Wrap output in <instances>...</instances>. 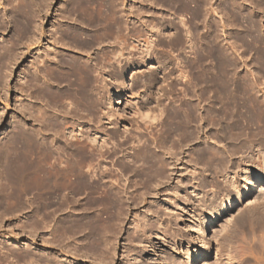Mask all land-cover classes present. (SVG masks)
Wrapping results in <instances>:
<instances>
[{"label":"rangeland","instance_id":"rangeland-1","mask_svg":"<svg viewBox=\"0 0 264 264\" xmlns=\"http://www.w3.org/2000/svg\"><path fill=\"white\" fill-rule=\"evenodd\" d=\"M70 1L95 0H0V264H192L200 252H209L208 264H219L213 256L215 241L227 229L228 221L253 206L241 200L230 211L224 210L226 202L237 193L231 183L235 181L240 186L244 183V170L262 172L264 167V0H96L121 2L126 11L128 5H136L129 9L130 13L124 12L131 22V35L142 29L148 31L152 25L156 27L164 21L167 24L171 19H186L189 28L192 21L199 22L193 27L197 52L205 56L209 42L206 38H212L213 80H222L221 65L223 59L227 60L231 91L227 101L216 89L206 92L201 88L202 83L191 86L205 79L207 63L203 61L195 69L189 48L182 51L168 45L165 34L180 27L163 26L165 33L151 53L152 59L142 64L138 59L139 63L129 67L122 76L105 74L106 82H102L105 85L96 87L101 96L96 116H102L109 109L111 101L117 100L116 92L122 88L123 97L119 98L121 103L115 110L121 119L115 129L132 128L136 136L139 130L134 120L147 114L146 107L158 112L161 119L164 111L161 107L159 111L156 109L160 101L181 103L177 112L182 116L193 110L199 116V138L193 145L183 138L181 154L174 160L179 168L183 167L177 173L195 167V174L178 177L177 173L168 174L169 170L164 169L159 174L161 177L158 175L160 180L155 175L149 182L139 181L122 167L138 150L130 142L107 158L106 166L112 168L113 176L112 182L103 184L107 189L120 187L115 192L50 198L24 191L18 178V137L25 127L22 77L24 68L31 69L29 61L34 54L45 58L54 48H62L58 31L63 27L59 22L68 12L63 9L64 4ZM37 18L43 19V26L31 22V34L40 36V42L22 55L21 24ZM41 30L44 36L40 35ZM180 52L182 56L175 59ZM58 54L71 55V52L62 50ZM50 112H47L50 118L63 119L61 114ZM32 118L27 120L29 124L34 123ZM89 118L70 119L69 125L75 132L82 129L86 135L97 132L99 142L104 137L106 146H111L107 140L113 128L103 118L100 123ZM42 124L43 138L51 145L52 135L45 121ZM155 132L158 131L154 130L155 137L152 136L156 143L151 145L153 153L162 143ZM192 162L196 166L192 167ZM154 185L169 192H151L149 189ZM175 188L178 189L173 192ZM255 196L264 199L261 191ZM213 214H217L214 226L210 222ZM96 218L102 225L105 246L91 243L93 235L85 240L79 234L72 236V222ZM239 225L247 229L245 219ZM255 229L258 233L260 227ZM262 237L264 242V232ZM83 243L90 245L83 246ZM243 264L255 262L246 257Z\"/></svg>","mask_w":264,"mask_h":264},{"label":"bare ground","instance_id":"bare-ground-1","mask_svg":"<svg viewBox=\"0 0 264 264\" xmlns=\"http://www.w3.org/2000/svg\"><path fill=\"white\" fill-rule=\"evenodd\" d=\"M135 6L128 5V8L133 9ZM63 9L69 13L66 12L67 15L59 22L63 27H61V31H58L59 36L62 38V41L59 39L62 48H54L49 51L45 58L42 57L43 55L34 54L32 56L34 59L32 58L29 61L31 69H23L24 103L22 107L25 127H23L18 137V160L16 159L18 161V178L23 190L33 192L36 195H46L50 198L64 194L99 195L108 190L115 192L120 187H115L116 189H114L111 186L107 189L103 184L112 182L110 179L113 176L112 168L106 166V163H108L107 158L117 153L126 143L130 142L138 150L134 151L135 156L128 160L130 162H123L122 167L129 170V173H132L139 181L149 182L155 175L158 177L164 169L169 170L168 174L177 173L178 169H183V167L179 168L177 166L174 157L181 154L183 138L186 143L189 141L192 145L194 140L199 138L197 135V119L199 116L196 113L194 114L193 110H188L189 112L182 116L177 112L181 107L180 102V104L173 105L170 100L166 104L160 101V103H157L156 109L158 111L160 107L163 109L165 115L161 119L162 116L159 117L160 114H157L158 112L154 113V109L146 107L147 114L140 115V120H134L136 129L139 130L136 136L134 133L132 134V128H125L121 131L115 129L121 119V115L115 110L118 108L117 104L121 103L119 98L123 97V88L116 92L117 100L111 101L109 109L104 111L102 116H96L98 106L101 103V96L96 87L105 85V83H102L106 82L105 74L122 76L129 67L139 63L138 59L141 64L148 59H152L151 53L155 47L160 45L161 38H163L161 35L165 33L163 32V26L172 27L173 24H176L180 27V30L170 31L168 35L165 34L169 38L167 39L168 45L171 44L174 48L176 47L182 51L189 48L191 63L193 64L191 65L195 69H198L203 64V61L207 63L205 65L206 71L204 72L205 79L202 78V81L193 82L191 86L196 87L197 83H202L201 88L206 92L211 90L213 92L216 89L222 98L227 100L231 91V82L228 79L229 75L227 76L228 62L223 59V65H221L223 66L222 80L214 81L210 64L212 62L211 59H213L212 38H206L207 42L209 39L208 50L206 49L207 53H205L206 55L204 54L205 56H201L197 52L198 43L196 32L193 29L199 22L192 21V25L190 24L191 28H189L190 26L187 27L188 21L186 19H178V21H171V19L167 24H165V21L161 22L159 24L160 27L152 25L148 31L142 29L131 35L129 31L131 22L129 23V17L125 15L126 13L124 14L127 7L121 2L70 1L64 4ZM129 9L128 11L131 12ZM30 19L24 20L25 22L22 20V27L20 28L21 34L19 37L21 48L24 50L21 53L22 55L28 54L30 49L37 47H32V45L40 42V36L37 37L31 34V22H34L35 25L43 26V19L37 18L33 21ZM181 27H184V29L182 30ZM40 35L44 36L45 32L41 30ZM208 35L210 36V34ZM68 49L71 55L58 54L59 51H69ZM137 53L140 55L135 57L134 55ZM181 56L180 52L175 56V59ZM144 84L146 83H142V85ZM40 103L41 107L36 106ZM36 107L37 115L34 113ZM50 111L55 112L56 115L61 114L63 119L61 118L58 121L54 117L50 118L47 113ZM89 116L91 117L89 121L100 123L103 118L105 123L109 124L110 128H113L112 135L107 140L111 143V146H106L107 142L104 137L99 142L98 138L100 136H98L97 132L86 135L82 129L75 132L70 127V119H87ZM30 117H34L32 118L34 119L33 124L27 122ZM202 120L205 121L203 118ZM44 121L52 135L51 145L47 144L44 140L45 138H43L44 129L42 122ZM154 130L158 131L159 135L156 132L155 134L159 138L161 137L162 143L160 141L161 145L158 147L153 145L155 148L157 147L156 152L153 153L151 145L156 144L154 142L155 138L152 137L154 136ZM166 142H170L169 145L165 144ZM95 145L98 148H95ZM161 155L162 157H160ZM191 164L193 167L197 163L192 162ZM196 170L194 167L186 172L180 171L177 175L178 177L185 175L192 177L191 174L194 175ZM261 170L262 172L244 170V183L240 186L235 181L231 183L237 193L235 192L236 196L233 199L226 202L224 210L230 211L241 200H246V203H253V206H250L251 209L249 208V210L245 211V214L241 213L235 220L228 221L229 223L226 224L227 229L215 241L213 247L215 255L213 256L219 261V264H243L246 257L254 260L255 264H264V242L262 240L264 232V199H260L261 197L258 199L255 196L257 191L264 193V167ZM146 189L144 188V190ZM177 189H173V192H176ZM134 190L136 192L135 186ZM149 190L151 192H159L163 189H159L157 185H154ZM163 191H167V189ZM96 219H94L95 221L87 219L85 221L77 222L76 220L72 222V236L79 234V237L85 240L86 237L88 239V237L93 235L92 237L94 238L91 237L93 240L91 243L105 246V240L101 232L102 225L100 226L97 223L98 218ZM216 219L217 214H213L210 218L212 226L215 225ZM244 219L247 226L246 230L245 226L239 225ZM255 226L260 227L259 235ZM85 244L83 243V246ZM73 250L77 252L76 249ZM83 253L87 254V251ZM209 257V252H200L192 259L191 263L208 264L207 259ZM77 261L80 262L79 260Z\"/></svg>","mask_w":264,"mask_h":264}]
</instances>
